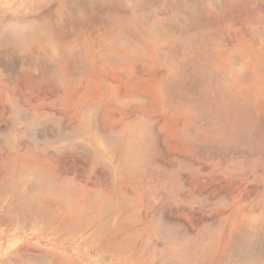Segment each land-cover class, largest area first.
Wrapping results in <instances>:
<instances>
[{
	"label": "rangeland",
	"instance_id": "rangeland-1",
	"mask_svg": "<svg viewBox=\"0 0 264 264\" xmlns=\"http://www.w3.org/2000/svg\"><path fill=\"white\" fill-rule=\"evenodd\" d=\"M185 2L66 15L58 68L0 52V264H264V0ZM56 3L0 0V31Z\"/></svg>",
	"mask_w": 264,
	"mask_h": 264
},
{
	"label": "bare ground",
	"instance_id": "bare-ground-1",
	"mask_svg": "<svg viewBox=\"0 0 264 264\" xmlns=\"http://www.w3.org/2000/svg\"><path fill=\"white\" fill-rule=\"evenodd\" d=\"M177 3V2H176ZM179 4L182 7H186V2L185 0H179ZM156 5V4H155ZM189 7V6H188ZM114 8H118L121 12L126 8L123 5V0H57L56 7L49 11L47 14H44L41 17H38L36 19H30L27 22L24 23H11L6 25L1 31H0V52H8L10 50L12 51H18L19 53H22V62H29V64L37 63L40 65L43 64H50L55 67H61L63 64L59 59H58V52L57 48L60 47L61 50H63L65 53V57H67V61L69 58L72 56L71 55V50H70V45L68 43H64L59 35L61 33V30L63 32V28L61 26V20L63 17L69 16L70 20L73 22H78L81 20H84L85 17L90 20L92 18H96L97 11L102 12V11H111ZM45 12V11H44ZM135 12V11H134ZM39 14V13H37ZM17 16V15H16ZM30 16V15H29ZM39 16V15H38ZM18 17V16H17ZM33 17V16H32ZM148 17V16H147ZM13 18V17H12ZM14 19V18H13ZM17 19V18H16ZM148 19V18H147ZM93 20V19H92ZM108 22L106 23V29L112 31L113 33L119 35L120 33L123 35H132L135 36L137 31L142 27L143 21L140 17L138 16H133L129 14H118L117 15H112L108 17ZM25 21V20H23ZM2 26V25H1ZM155 29L158 31L162 30L161 26H155ZM70 32V31H69ZM67 35V34H66ZM75 36V35H74ZM70 38V37H69ZM113 38V36H112ZM91 39V38H90ZM90 42V41H89ZM118 42L123 43L122 37L121 39L118 40ZM75 43V42H74ZM124 44V43H123ZM122 45V44H121ZM76 46V45H75ZM5 49V50H2ZM20 63V62H19ZM33 67V66H32ZM44 67V66H43ZM78 71V70H77ZM55 83H60L61 80H54ZM23 197V196H22ZM31 204V203H30ZM92 206V205H91ZM33 209V207H32ZM117 210V209H116ZM123 210V209H122ZM127 210V209H126ZM24 211V210H23ZM34 211V210H33ZM118 212V211H117ZM116 212V213H117ZM122 212V211H121ZM128 212V211H127ZM25 213V212H24ZM124 213V212H122ZM126 213V212H125ZM13 214V213H12ZM120 214V213H119ZM118 214V215H119ZM11 215V214H10ZM124 215V214H123ZM132 215V213H131ZM122 217V216H121ZM12 218V216H11ZM33 218V217H32ZM94 218V217H93ZM98 218V217H97ZM120 218V217H119ZM123 218V217H122ZM28 219V218H27ZM90 219V218H89ZM162 219V218H161ZM13 220V219H11ZM18 220V219H17ZM17 220H15L17 222ZM24 220V219H23ZM29 220V219H28ZM35 220V219H34ZM97 220V219H96ZM20 221V220H19ZM18 221V222H19ZM31 221V220H30ZM33 221V220H32ZM74 221V220H73ZM8 222V221H7ZM35 222V221H33ZM32 222V223H33ZM122 222V221H120ZM163 222V221H162ZM22 223V222H21ZM36 223V222H35ZM61 223V222H60ZM69 223V222H68ZM161 223V222H160ZM11 224V223H10ZM15 224V223H14ZM17 224V223H16ZM27 224V223H26ZM31 224V222H30ZM53 224V223H52ZM121 224V223H120ZM125 224H127L125 222ZM9 225V224H8ZM7 224L5 225V228L8 226ZM119 225V224H118ZM129 224H127L128 226ZM139 225V224H138ZM155 225V224H154ZM254 225V224H253ZM263 225V224H262ZM4 226V225H3ZM32 226V225H31ZM55 226V225H54ZM57 226V224H56ZM64 226V225H63ZM62 226V227H63ZM91 226V225H90ZM123 226V225H122ZM136 226V225H135ZM169 226V225H167ZM166 226V228H167ZM14 227V226H13ZM28 226H26L27 228ZM45 227V226H44ZM152 227V226H151ZM174 228L177 229V227L173 226ZM3 228V227H2ZM11 228V227H10ZM6 228V229H1L0 228V235L2 236L3 234H12L13 229ZM34 228V227H31ZM30 228V229H31ZM90 228V227H89ZM122 228V227H120ZM131 228V227H130ZM148 228V227H147ZM154 228V227H153ZM171 228V227H170ZM173 228V229H174ZM180 228V227H179ZM262 228V227H260ZM259 228V229H260ZM17 229V228H16ZM58 229V228H57ZM119 229V228H118ZM126 229V228H125ZM129 229V228H128ZM127 229V230H128ZM241 229V228H239ZM23 230V229H22ZM29 230V229H28ZM28 230L26 232H28ZM126 230V231H127ZM131 230V229H130ZM178 230V229H177ZM183 230V229H182ZM19 231V230H18ZM33 231V230H32ZM35 231V230H34ZM66 231V230H65ZM73 231V230H72ZM98 231V230H97ZM104 231V229H103ZM170 231V229L168 230ZM181 231V230H180ZM232 231V230H231ZM246 232V230H243ZM259 231V230H258ZM23 232V231H22ZM130 232V231H129ZM139 232V230H138ZM235 232V231H234ZM251 232V231H250ZM262 232V231H261ZM15 233V232H14ZM126 233V232H125ZM187 233V232H184ZM204 233V232H203ZM257 233V232H256ZM30 234V233H29ZM33 234V233H31ZM55 234V233H54ZM53 234V235H54ZM58 234H60L58 232ZM68 234V233H67ZM165 234V233H164ZM229 234V232H228ZM232 234V233H231ZM247 234V233H246ZM97 235V234H96ZM94 234V236H96ZM116 235V234H115ZM156 235V234H155ZM172 235V234H171ZM182 235V234H181ZM184 235V234H183ZM245 235V234H242ZM241 235V236H242ZM262 235V234H261ZM49 236V235H48ZM151 236V235H150ZM173 236V235H172ZM229 236V235H228ZM233 236V235H232ZM240 236V237H241ZM246 236V235H245ZM249 236V235H248ZM62 237V236H61ZM64 237V236H63ZM116 237V236H114ZM235 237V236H234ZM238 237V235L236 236ZM255 237V235H254ZM253 237V238H254ZM264 237V236H263ZM56 238V237H55ZM58 238V237H57ZM97 238V237H96ZM121 238V237H119ZM118 238V239H119ZM182 238V237H181ZM180 238V239H181ZM221 238V237H220ZM243 238V237H242ZM1 239V238H0ZM60 239V237H59ZM66 239V238H65ZM102 239V238H100ZM111 239L112 236H111ZM117 239V238H116ZM117 239V240H118ZM142 239V238H140ZM188 239V238H187ZM248 239V238H247ZM245 240V242L247 241ZM252 239V238H249ZM260 239V237L258 238ZM264 239V238H263ZM94 240V239H93ZM106 240V239H105ZM114 240V239H113ZM116 240V242H117ZM147 240V239H146ZM200 240V239H199ZM221 240V239H220ZM233 240V241H232ZM234 238L232 237L231 242L234 243ZM244 240V239H243ZM2 241V239H1ZM5 241V240H4ZM67 241V240H66ZM125 241V240H124ZM250 241V240H249ZM257 241V240H256ZM110 242V241H109ZM133 242V241H132ZM184 242V241H183ZM224 242V241H223ZM226 242V241H225ZM224 242V243H225ZM239 242V241H238ZM98 243V242H97ZM96 243V245H97ZM106 243V242H105ZM155 243V242H154ZM153 243V244H154ZM232 243V244H233ZM236 243V242H235ZM250 243V242H249ZM260 243V242H259ZM16 244V243H15ZM152 244V243H151ZM231 244V245H232ZM242 244V242H240ZM244 244V243H243ZM248 244V242H247ZM107 245H109L107 243ZM139 245V244H138ZM142 245V244H141ZM140 245V246H141ZM224 245V244H223ZM230 245V246H231ZM249 245V244H248ZM261 245V244H260ZM11 246V245H10ZM100 246V245H99ZM157 246V245H156ZM257 246V245H256ZM13 247V245H12ZM15 247V246H14ZM101 247V246H100ZM107 247V246H106ZM124 247V246H123ZM219 247H221L219 245ZM243 247V246H242ZM255 247V246H254ZM10 248V247H9ZM99 248V247H98ZM105 248V247H104ZM104 248L102 250H104ZM110 248V247H109ZM135 248V247H134ZM139 248V247H138ZM136 247V249H138ZM143 248V247H142ZM192 248V247H191ZM222 248V247H221ZM260 248V247H259ZM119 249V246H118ZM193 249V248H192ZM191 249V250H192ZM247 249V247H246ZM251 249V247H250ZM14 250V248H13ZM133 250V249H132ZM140 250V249H138ZM194 250V249H193ZM223 251V249H221ZM249 250V249H248ZM2 251V250H0ZM57 251V250H56ZM137 252V250H135ZM148 251V250H146ZM231 251V250H230ZM238 254L246 252L245 250L243 251L242 249H237L235 250ZM255 251V250H254ZM253 251V252H254ZM261 251V249H260ZM10 252V250H9ZM125 252V251H122ZM121 252V253H122ZM150 252V250H149ZM251 252V251H250ZM119 253V254H121ZM135 253V252H134ZM200 253V251H199ZM248 253V251H247ZM255 253V252H254ZM258 253V252H257ZM12 254V252H11ZM10 254V255H11ZM187 254V253H186ZM191 254V253H190ZM225 254V253H224ZM230 255V253H228ZM246 254V253H245ZM260 254V253H259ZM2 255V254H1ZM28 255V254H27ZM147 255V254H146ZM199 255V254H198ZM251 255V254H250ZM258 255V254H257ZM9 256V254H8ZM17 256V254H16ZM15 256V257H16ZM32 256V255H31ZM65 256V255H64ZM120 256V255H119ZM220 256V255H219ZM253 256V255H252ZM261 256V255H260ZM19 257H21V254H19ZM42 257V256H41ZM68 257V256H67ZM145 257V256H144ZM242 257V256H241ZM241 257L238 259L240 260ZM247 257V256H246ZM249 257V254H248ZM263 257V256H262ZM260 257V258H262ZM3 258V257H1ZM10 258V257H7ZM142 258V257H140ZM231 258V257H230ZM229 258V259H230ZM259 258V257H258ZM52 259V258H51ZM50 259V260H51ZM59 259V258H58ZM71 259V257H70ZM69 259V260H70ZM135 259V258H134ZM207 259V258H205ZM224 259V258H223ZM264 259V258H263ZM3 260V259H2ZM141 260V259H140ZM236 260V259H235ZM246 260V259H245ZM11 261V260H10ZM48 261V260H47ZM46 261V263H48ZM139 261V259L137 260ZM147 261V260H146ZM194 261V260H193ZM197 261V260H195ZM226 261V260H225ZM230 261V260H229ZM9 262V261H8ZM62 262V261H61ZM70 262V261H68ZM222 262V261H221ZM235 262V261H234ZM232 262V263H234ZM240 262V261H239ZM249 262V260H247ZM259 262V261H258ZM4 263V262H3ZM7 263V262H6ZM52 262H50L51 264ZM56 263V262H55ZM64 263V262H63ZM61 263V264H63ZM204 263V261H203ZM206 263V262H205ZM2 264V263H1ZM8 264V263H7ZM12 264V263H10ZM70 264V263H69ZM136 264V262H135ZM139 264V263H138ZM146 264V263H145ZM207 264V263H206Z\"/></svg>",
	"mask_w": 264,
	"mask_h": 264
}]
</instances>
